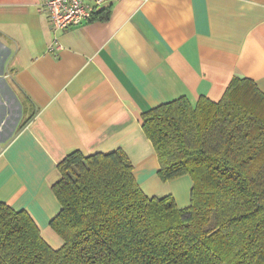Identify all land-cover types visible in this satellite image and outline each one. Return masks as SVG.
Here are the masks:
<instances>
[{"label": "crops", "instance_id": "1", "mask_svg": "<svg viewBox=\"0 0 264 264\" xmlns=\"http://www.w3.org/2000/svg\"><path fill=\"white\" fill-rule=\"evenodd\" d=\"M44 1L0 0V201L59 248L58 163L120 148L147 195L187 207L193 179L159 177L142 113L182 96L218 101L235 76L264 93V0H104L107 19L58 31Z\"/></svg>", "mask_w": 264, "mask_h": 264}, {"label": "trees", "instance_id": "2", "mask_svg": "<svg viewBox=\"0 0 264 264\" xmlns=\"http://www.w3.org/2000/svg\"><path fill=\"white\" fill-rule=\"evenodd\" d=\"M223 94L142 113L159 177L193 179L187 207L147 195L124 149L71 150L53 186L61 209L51 226L62 246L26 210L0 201V264H264V93L235 76Z\"/></svg>", "mask_w": 264, "mask_h": 264}, {"label": "built area", "instance_id": "3", "mask_svg": "<svg viewBox=\"0 0 264 264\" xmlns=\"http://www.w3.org/2000/svg\"><path fill=\"white\" fill-rule=\"evenodd\" d=\"M103 7L104 0H45L42 4V9L47 12L54 31L92 20ZM61 47V43L56 38L49 46V50L55 51Z\"/></svg>", "mask_w": 264, "mask_h": 264}, {"label": "rangeland", "instance_id": "4", "mask_svg": "<svg viewBox=\"0 0 264 264\" xmlns=\"http://www.w3.org/2000/svg\"><path fill=\"white\" fill-rule=\"evenodd\" d=\"M61 246H62V245H61ZM61 246H60V247H61Z\"/></svg>", "mask_w": 264, "mask_h": 264}]
</instances>
